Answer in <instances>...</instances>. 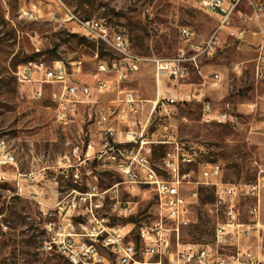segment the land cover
Returning a JSON list of instances; mask_svg holds the SVG:
<instances>
[{
  "label": "rangeland",
  "instance_id": "1",
  "mask_svg": "<svg viewBox=\"0 0 264 264\" xmlns=\"http://www.w3.org/2000/svg\"><path fill=\"white\" fill-rule=\"evenodd\" d=\"M198 0H0V140H5L13 150L18 166L0 168V264H70L65 256L46 250L50 235L49 222L57 225L63 219L58 214L50 217L59 201L73 190L87 191L88 187L71 182L59 185L47 181L52 170H43L82 145V129H88L83 119L88 108L82 106L75 121L64 128L56 121L57 105L53 94L60 93L59 85H44L43 98L35 100L33 94L40 89L36 82L22 83L17 73L19 67L29 62H64L71 73V81L88 83L93 88L92 98L106 105L122 98L117 91L99 92L92 74L100 63H112L120 57L112 48L93 36L84 34L67 12L83 20H104L111 32L127 36L132 50L148 59L167 58L184 46L180 27L188 26L201 40L210 37L220 27V19L197 8ZM264 0H245L239 6L228 27L220 32L221 46L217 53L202 60L201 73L193 74L184 85L164 80L161 97L174 96L179 89L201 88L212 102L216 112L229 110L238 119L235 124L208 121L203 118L198 102L176 104L166 110L157 108L150 115L158 99L154 64L146 61L141 69L131 75L127 86L143 101L144 110L138 121L146 123L147 137L153 141L152 164L159 176L169 179L164 170L165 158L176 151V146L195 147L197 162L182 170L192 172L194 181H204L206 163H217L222 169L225 183L244 187L264 175V80L255 75L256 38L248 32L246 41L235 38L238 28L256 30L254 23L245 18L253 11L252 3ZM33 11L36 19H26L24 12ZM222 75L220 88H213L212 77ZM110 78L114 79V75ZM194 84V85H191ZM120 105V104H118ZM87 108V109H86ZM119 127L122 124L118 125ZM96 128H94L95 130ZM88 138H86L87 140ZM41 159V160H40ZM46 172L44 179L19 185L16 174L36 175ZM99 185L106 194L105 210L113 224L133 227L132 239L140 248L138 230L160 221L162 209L156 192L141 186L128 192L121 184L118 172L100 171ZM186 193L198 192L190 210L192 224L181 230V242L209 244L214 241L218 222L225 221L226 207L218 203L216 189L205 185H185ZM127 203V204H126ZM122 204V205H121ZM127 216L117 214L125 208ZM241 219L252 222L250 213L254 201L240 197L237 201ZM117 210H114L115 208ZM260 219L264 225V188L261 196ZM116 211V212H114ZM79 218L72 224L79 228ZM255 253H264V228L260 237L246 241ZM140 250V249H139ZM177 251V241L173 246ZM137 260L150 264L162 261L171 264L167 257H150L139 252Z\"/></svg>",
  "mask_w": 264,
  "mask_h": 264
},
{
  "label": "built area",
  "instance_id": "2",
  "mask_svg": "<svg viewBox=\"0 0 264 264\" xmlns=\"http://www.w3.org/2000/svg\"><path fill=\"white\" fill-rule=\"evenodd\" d=\"M245 0H198L196 6L210 16L220 19V27L208 38L199 39L188 26L180 27V36L184 46L177 53L167 58L143 57L132 50L130 39L122 33L111 32L104 20H83L67 12L69 20H75L82 32L93 36L113 49L119 60L108 64L102 62L92 74L93 82L99 92L117 91L122 98L120 106H94L93 88L88 83L71 81V73L64 62L49 64L44 61L29 62L19 67L17 76L22 83L36 82L40 89L33 94L35 100L43 98L44 85H59L60 93L53 94L56 103V121L64 128L75 121L82 106L88 108L84 115V125H96L100 140L96 147L91 141V131L82 129V145L71 148L69 153L60 156L53 165L43 170H52L46 178L50 183L59 185L71 182L78 186L88 187L87 191L73 190L59 201L55 211L44 213L46 217L58 214L63 223L57 225L49 222L46 230L50 240L46 250L58 252L65 256L70 264H150L137 260L139 252L150 257H167L171 264H264V253H255L246 241L260 237L264 225L260 219L261 196L264 188V175L260 174L254 183L239 187L222 180V169L217 163H206L203 168L204 181H194L192 172L182 170L183 165L190 166L197 162L195 147L186 149L177 145L176 151L165 158L164 170L169 179L159 176L152 164L153 141L147 137V126L138 121L144 110L143 101L128 88L127 81L138 72L146 61L154 64L157 84L164 80L180 83L187 80L193 71H200L202 60L213 57L221 46L220 32L228 27L239 6ZM253 11L245 22L256 25V30L238 28L235 38L244 43L248 32L258 39L254 45L256 53L255 75L264 80V2L252 3ZM26 19H36L33 11L24 12ZM114 75V79L110 78ZM213 88H220L222 75L215 73L211 80ZM264 103V96H263ZM198 102L202 105L203 118L208 121L235 124L238 119L229 110L216 112L212 102L203 90H195L175 97H158L153 112L159 108L166 110L169 106ZM86 108V109H87ZM151 113V116L153 114ZM122 124L121 127L118 125ZM86 138H88L86 140ZM41 160V159H40ZM18 166L15 154L5 140H0V168ZM100 171L118 172L123 176L121 184L126 185L128 192H134L141 186L151 187L157 194L162 217L159 222L138 230L140 248L132 239L131 224H113L105 210L108 190L99 185ZM42 173V171L40 172ZM46 172L36 175L17 173L15 180L21 185L23 181H36ZM5 177L0 175V179ZM205 185L216 189L218 203L226 207L225 221L218 222L215 238L212 243L199 244L181 242V230L192 224L190 217L193 200L198 199V192L186 193L185 185ZM240 197L254 201L250 213L255 216L252 222L241 219V210L237 201ZM127 204V203H126ZM125 208L117 215L127 216ZM122 205V204H121ZM116 207L114 210H117ZM116 212V211H114ZM79 218L76 231L72 224ZM177 241V251L173 246ZM140 249V250H139ZM154 264H162L159 261Z\"/></svg>",
  "mask_w": 264,
  "mask_h": 264
},
{
  "label": "crops",
  "instance_id": "3",
  "mask_svg": "<svg viewBox=\"0 0 264 264\" xmlns=\"http://www.w3.org/2000/svg\"><path fill=\"white\" fill-rule=\"evenodd\" d=\"M201 69H202V66H201V68H200V71H193L192 72V74H191V76L193 75V74H196V73H201ZM190 76V77H191ZM190 77L187 79V80H185V81H182V82H180V83H176V84H179V85H184L183 83H186V81H188L189 79H190ZM157 83V82H156ZM162 83H163V81L161 82V83H159V84H157V94H158V97L160 96L161 97V87H162ZM172 83H175V82H172ZM191 85H194V84H191ZM94 89H96V90H98L97 88H94ZM201 88H196V89H192V88H189V89H179V90H177V92H176V94L174 95V96H168V97H175V96H177V95H179V94H186V93H188V92H191V91H195V90H200ZM201 90H203V89H201ZM203 92H204V90H203ZM94 94V93H93ZM94 101H96L97 102V104H94V106H120L121 104H120V102H119V99H117V100H112V102H113V104H116V105H106V104H104L101 100H98V99H94V98H92ZM158 100V99H157ZM157 101H155L154 102V105H155V103H156ZM190 103V102H189ZM118 104H120V105H118ZM154 105H153V107H152V109H151V112H150V115H151V113L153 112V109H154ZM94 128H96L95 130H94ZM88 129L91 131V141H93L94 142V145L97 147L98 146V144H99V140H100V137H99V135H97L96 133L98 132V127L96 126V125H90V126H88ZM17 175V174H16ZM17 177V176H16ZM15 177V178H16ZM25 181H23V183H24ZM23 183H21V184H23Z\"/></svg>",
  "mask_w": 264,
  "mask_h": 264
}]
</instances>
